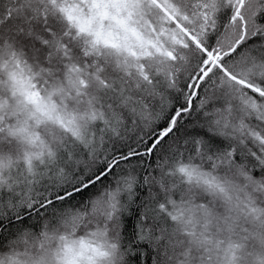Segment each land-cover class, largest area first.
<instances>
[{
    "label": "snow or ice",
    "instance_id": "snow-or-ice-1",
    "mask_svg": "<svg viewBox=\"0 0 264 264\" xmlns=\"http://www.w3.org/2000/svg\"><path fill=\"white\" fill-rule=\"evenodd\" d=\"M0 264H264V0H0Z\"/></svg>",
    "mask_w": 264,
    "mask_h": 264
}]
</instances>
